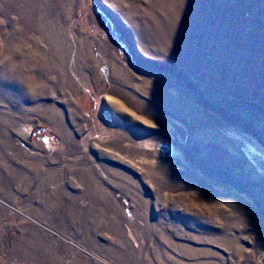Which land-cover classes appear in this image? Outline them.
<instances>
[{
  "label": "rangeland",
  "instance_id": "obj_1",
  "mask_svg": "<svg viewBox=\"0 0 264 264\" xmlns=\"http://www.w3.org/2000/svg\"><path fill=\"white\" fill-rule=\"evenodd\" d=\"M0 64V264H264V0H0Z\"/></svg>",
  "mask_w": 264,
  "mask_h": 264
},
{
  "label": "bare ground",
  "instance_id": "obj_2",
  "mask_svg": "<svg viewBox=\"0 0 264 264\" xmlns=\"http://www.w3.org/2000/svg\"><path fill=\"white\" fill-rule=\"evenodd\" d=\"M33 30L35 31V33H37V35L39 36H35L36 37V41H35V45L33 46V49H34V51H33V53L36 55V57H37V59H35V61H37V63L40 65L39 66V70H41L42 68H43V71H44V69L46 70V68H47V70L48 69H50V67H49V65L47 66L46 64L47 63H45L44 61H43V59H44V53L48 56V57H50V61L53 63V62H55V63H57V62H59L60 61V53H63L64 51H62V48H64L63 46H62V44H61V41H62V39H61V41L60 40H57V41H59V42H57L56 40H55V36H56V30H55V33H54V31H53V29L51 28V26H49V25H47L46 27H38V25L37 24H34L33 25ZM60 31V30H59ZM58 30H57V34L59 35V36H61V33L59 32ZM34 36V35H33ZM26 39H28V37L26 38ZM58 39V38H57ZM24 41V40H23ZM21 42L20 43V50H24V45L26 44V43H24V42ZM26 41V40H25ZM39 42H41V43H43V44H45V46L46 47H40V44H38ZM64 42H66V41H64ZM64 44V43H63ZM66 45V44H65ZM42 46V45H41ZM16 47V46H15ZM43 48H45V49H43ZM28 50V49H27ZM29 52V51H28ZM22 53H24V51H22ZM21 54V53H20ZM23 55V54H22ZM22 58V63H24L25 61H24V55H23V57H21ZM26 58V57H25ZM57 58V59H56ZM47 59H49V58H47ZM64 59V58H63ZM62 60V59H61ZM61 62H64V60L63 61H61ZM50 64V63H49ZM23 66V65H22ZM53 68V67H52ZM2 72H3V67H2V64H0V77L2 78ZM42 73V72H41ZM44 75L42 74L41 75V79L39 80V81H43L44 80ZM48 77L46 76V79H47ZM33 81V82H32ZM63 83H64V79H63V82H62V84L61 85H63ZM42 84H44V83H41V85ZM65 84V83H64ZM34 85V86H33ZM28 86L30 87V88H33V89H35L36 88V85H35V83H34V80L32 79V80H30L29 82H28ZM45 86H46V84H45ZM39 87V86H38ZM41 87V86H40ZM251 149H253L254 151H255V149L253 148V146H251ZM98 196V195H97ZM100 197V196H99Z\"/></svg>",
  "mask_w": 264,
  "mask_h": 264
}]
</instances>
